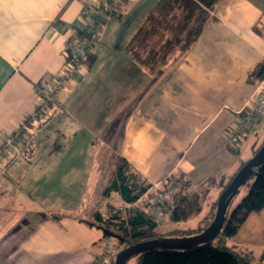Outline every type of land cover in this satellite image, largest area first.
<instances>
[{
  "label": "crops",
  "instance_id": "1",
  "mask_svg": "<svg viewBox=\"0 0 264 264\" xmlns=\"http://www.w3.org/2000/svg\"><path fill=\"white\" fill-rule=\"evenodd\" d=\"M157 1L120 0L69 79L68 40L110 0H0V144L34 114L38 84L61 80L50 119L77 147L67 160L59 156L72 145L61 143L14 145L0 155V264H93L103 232L88 220L96 207L102 213L112 151L154 185L172 175L196 184L236 172L264 141V126L250 136L254 125L238 153L226 141L264 93V0H220L198 40L153 73L126 45ZM91 151L108 168L90 202Z\"/></svg>",
  "mask_w": 264,
  "mask_h": 264
},
{
  "label": "trees",
  "instance_id": "2",
  "mask_svg": "<svg viewBox=\"0 0 264 264\" xmlns=\"http://www.w3.org/2000/svg\"><path fill=\"white\" fill-rule=\"evenodd\" d=\"M219 1L158 0L136 35L126 45L127 51L137 63L154 73L160 62L164 63L176 53L185 52L198 40ZM110 14L107 12V16ZM104 21L98 24L94 31L90 28H76L74 37L88 38L93 47L97 31ZM44 85L40 83L38 87ZM263 145L264 141L255 146L253 156ZM228 147L238 153V146ZM251 158L243 161L236 172L220 178L208 177L195 184L180 177L176 179L172 175L161 181V188L170 184L175 188L171 198V213L167 217V224L161 227L151 210L141 208L138 204L142 200L144 204L146 200L154 201V184L133 170H130L129 174L130 165L120 157L114 175L104 184L101 200H110L111 194L117 192L127 206L116 210V213L109 217L103 215L98 207L92 212L89 224L102 229L103 232L100 240L103 250L97 257L108 258V253L112 252L109 249L113 247L117 252L109 264H115L117 254L133 244L163 238H184L205 232L215 219L220 196ZM249 181L251 185L248 194L230 212L231 202L224 227L215 240L191 248L149 250L134 256L138 258L137 264H258L254 263L251 256L239 253L229 246V240L238 234L247 217L264 209V161L253 169ZM148 206H151L149 202ZM203 212L195 227L187 224L190 217L200 216ZM106 241L109 244L105 246ZM111 241H114L113 245Z\"/></svg>",
  "mask_w": 264,
  "mask_h": 264
},
{
  "label": "rangeland",
  "instance_id": "3",
  "mask_svg": "<svg viewBox=\"0 0 264 264\" xmlns=\"http://www.w3.org/2000/svg\"><path fill=\"white\" fill-rule=\"evenodd\" d=\"M155 38H158V37H155ZM155 38H154V40H155ZM154 40H152V42H154ZM164 63H166V62H164ZM164 63L160 62L155 67V71L158 69V67H160ZM56 98L58 99V97H56V94H55L51 98L47 99V103H46L47 104V107H46L47 112L45 114L44 113L43 114L37 113L35 116L30 117L26 121L24 127L19 132L20 133V141H17L16 142L17 144H15V145H17V147L21 146L25 150V147L27 145H29V144L31 145L33 143H36L37 145H40L41 149L44 150L46 148V146H50V148H51V147H53L54 144H58V143H61L63 145L66 144L67 146L73 144V141L71 140L70 137H65V135H62V134L56 132V129L58 128V125H57L58 123H56L55 120H51L53 117V113H52L53 108H51V107L54 106V103L56 102ZM263 126H264V119L261 120V122L259 124H256L253 126V129L251 130L250 136H255L259 132V129H261V127H263ZM251 138H255V137H251ZM226 141H227V139H226ZM251 144H252L251 139L242 143V145H241L242 149L241 150H242L243 156L249 155ZM76 153H77V147H76V145H72L68 149V151H66L64 153L63 157H62V155H60L59 157L67 160V159L71 158V157H69L71 154L75 155ZM104 153H105V155L108 154L107 152H104ZM93 156H94V159H93ZM107 156H109L110 166L108 165L109 168L105 166L102 170H101V168L103 166L102 159L104 158L103 155L101 156V160L99 163L97 161L98 158H96L95 152L93 153L91 151L89 154V157L87 158L84 171L87 174V180H88V182H87L88 183V194L86 195V199L87 200L89 199L90 202L95 198V196L98 192V188H99L98 185H99V183L102 182V175L104 177V175L106 174V171H107L106 169L108 168L107 177L105 176L104 179L107 178V180H109L114 175V171L116 169V166L119 164L120 156H118V154L116 152L112 151ZM107 156H105V157L107 158ZM130 170H132V169L129 168V174L131 173ZM175 177L177 179V177H179V176H175ZM107 180L105 179V182ZM250 185H251V181H249L248 183H246L245 185H243L240 188L239 193L233 199L232 204L229 208L230 212L233 211L242 202V200L245 198V196L248 194L249 189H250ZM174 193L175 192L173 191V194ZM102 201L103 200H99L98 202H100V205L102 207L101 208L102 213L104 212V214L107 217L114 215L116 213V210H118L120 208L124 209L126 207L122 203L119 195H114L113 198L110 199V203L105 204ZM68 202H71V200H68ZM138 204H140L141 208H144L143 207V204H144L143 200ZM112 208L114 210H112ZM124 214L125 213H123V215ZM203 214H204V212L200 216L190 217L187 224L189 226L195 227L194 225H196L200 221ZM78 215H83V212L79 213ZM83 216H85V214ZM84 218H88V216H85ZM166 221H168V218H165L163 221L159 222V224H161L160 226L164 227L167 224ZM90 228L93 229L95 232H97V233L101 232V234H102V229H98L97 227H94V226L90 227ZM113 242L114 241H111V243H112L111 245H113ZM108 244H109L108 241L104 242L105 246ZM229 246L234 247V249L239 253L251 256L254 263L264 264V210L261 213H252L251 215H249L247 217L245 225L241 228V230L238 232V234L229 240ZM109 250H112L111 254L108 253L110 258L109 257L107 258V262L110 263V259L114 257V254H115V252H117V249H113V247H112ZM112 254H113V256L111 257ZM137 263H138L137 257L131 258L127 262V264H137Z\"/></svg>",
  "mask_w": 264,
  "mask_h": 264
},
{
  "label": "built area",
  "instance_id": "4",
  "mask_svg": "<svg viewBox=\"0 0 264 264\" xmlns=\"http://www.w3.org/2000/svg\"><path fill=\"white\" fill-rule=\"evenodd\" d=\"M111 6L109 8H104L100 5H96L93 9V19L92 25L89 27L94 31L96 26L100 24L107 16V12L115 13L117 11V7L120 5V0H110ZM90 7L86 6L84 8V15L86 16L89 13ZM92 46L90 40L85 37H72L67 42V51L70 55L69 64L66 66L67 76L69 79L77 72L79 66L85 61L91 52ZM63 82L61 80H56L53 82H49L43 87H39L37 90L38 98L36 102V110L34 114L31 116H35L37 113L45 114L47 112V99L54 96L58 90L62 87ZM254 96V102L251 105V108L247 112L246 116L240 121V123L235 127V130L228 132L227 134V143L228 145L238 146L239 140L242 137L247 136L248 131L251 126L259 124L261 120L264 119V93L258 91ZM24 127V126H23ZM22 127V128H23ZM21 128V129H22ZM20 129V130H21ZM20 130L4 140L0 144V155L9 147L17 144V141H20ZM162 182H159L154 185V191L156 192V196L154 201L146 200L143 207L148 208L151 212L156 216L158 222L163 221L167 218L172 210V195L175 190L172 184L168 185L166 188H161ZM148 202L151 206H148ZM93 264H109L107 262V257L100 256L96 257Z\"/></svg>",
  "mask_w": 264,
  "mask_h": 264
},
{
  "label": "water",
  "instance_id": "5",
  "mask_svg": "<svg viewBox=\"0 0 264 264\" xmlns=\"http://www.w3.org/2000/svg\"><path fill=\"white\" fill-rule=\"evenodd\" d=\"M263 161L264 145L259 152L244 165L228 188L220 196L215 219L205 232L190 237L163 238L133 244L117 254L115 264H127L134 256L149 250L191 248L215 240L224 227L226 214L231 202L239 193L240 188L250 180L253 175V169L258 167Z\"/></svg>",
  "mask_w": 264,
  "mask_h": 264
}]
</instances>
